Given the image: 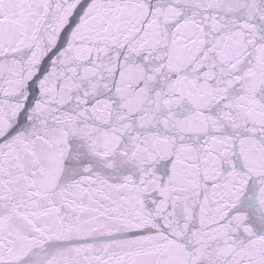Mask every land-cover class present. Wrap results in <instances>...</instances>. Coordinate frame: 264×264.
Here are the masks:
<instances>
[{
    "label": "snow or ice",
    "instance_id": "6c2138e0",
    "mask_svg": "<svg viewBox=\"0 0 264 264\" xmlns=\"http://www.w3.org/2000/svg\"><path fill=\"white\" fill-rule=\"evenodd\" d=\"M0 264H264V0H0Z\"/></svg>",
    "mask_w": 264,
    "mask_h": 264
}]
</instances>
